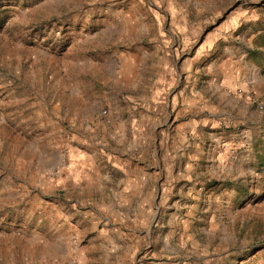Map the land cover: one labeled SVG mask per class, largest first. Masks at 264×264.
Wrapping results in <instances>:
<instances>
[{"label": "rangeland", "instance_id": "rangeland-1", "mask_svg": "<svg viewBox=\"0 0 264 264\" xmlns=\"http://www.w3.org/2000/svg\"><path fill=\"white\" fill-rule=\"evenodd\" d=\"M0 264H264V0H0Z\"/></svg>", "mask_w": 264, "mask_h": 264}, {"label": "crops", "instance_id": "crops-1", "mask_svg": "<svg viewBox=\"0 0 264 264\" xmlns=\"http://www.w3.org/2000/svg\"><path fill=\"white\" fill-rule=\"evenodd\" d=\"M87 149V148H86ZM92 152V151H91ZM95 152H93L94 154ZM68 154L71 158L70 166L67 168L64 175L65 185L80 188L83 184L89 183L92 172L87 168V164L92 155L85 151V148L81 145L69 147ZM117 154V153H116ZM126 152L122 156H127ZM114 159L118 160V170L115 171L116 178L110 181L107 177L108 172L103 176L106 182L110 183V189L116 190L113 196V202L121 204V201L132 202L134 199L133 191L142 192L144 190V184L147 182L146 175L144 173L132 172L128 167V160L120 159V156H114Z\"/></svg>", "mask_w": 264, "mask_h": 264}]
</instances>
